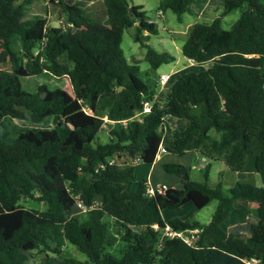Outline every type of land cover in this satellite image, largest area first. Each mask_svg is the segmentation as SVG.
Returning a JSON list of instances; mask_svg holds the SVG:
<instances>
[{
    "label": "trees",
    "instance_id": "1",
    "mask_svg": "<svg viewBox=\"0 0 264 264\" xmlns=\"http://www.w3.org/2000/svg\"><path fill=\"white\" fill-rule=\"evenodd\" d=\"M48 2L58 26L27 17L31 0H0V43L11 64L0 67V264H28L33 251L46 253L37 264H264V0H222L216 18L192 24L182 52L199 69L171 75L165 86L156 71L175 56L148 43L159 28L142 4L102 0L95 16L86 0ZM195 3L160 0L159 11L182 21ZM238 8L225 28L224 16ZM130 27L147 48L146 72L124 54ZM67 81L82 108L64 117ZM147 102L150 111L122 122ZM79 113L83 119H74ZM55 117L56 126L38 127L34 137L12 126L15 119L48 126ZM168 117L186 121L174 148L163 143ZM105 128L107 142L99 138ZM195 140L206 181L212 161L222 160L232 171L259 173L263 184L239 181L227 193L221 183L192 179L179 162L164 168L183 188L150 192L149 180H138V163L153 165L161 145L184 156ZM27 199L45 208L20 203ZM239 199L256 204L258 220L232 226L247 235L231 237L223 223ZM212 201L209 222L163 216ZM167 226L198 231L189 242L164 236ZM120 240L117 256L108 247ZM67 244L88 259L65 255Z\"/></svg>",
    "mask_w": 264,
    "mask_h": 264
},
{
    "label": "rangeland",
    "instance_id": "2",
    "mask_svg": "<svg viewBox=\"0 0 264 264\" xmlns=\"http://www.w3.org/2000/svg\"><path fill=\"white\" fill-rule=\"evenodd\" d=\"M204 0H196V7L200 10V3ZM130 3L142 4L144 9L147 11V14L151 17V20L156 22L159 28L158 34H151L148 43L158 49L159 51H169L175 56V60L163 63L156 71V74L159 76L161 73H171L172 80L176 79L180 73L198 70L199 66L196 62H191L183 54L182 46L185 40L188 37L189 28L195 22H211L214 14H198L196 13H185L183 15L182 21H179L176 13L171 9H167L164 13L159 11L160 0H129ZM87 9L91 13L100 14V11L103 8L102 0H86ZM215 7V5H213ZM212 7V9L214 8ZM223 7V6H222ZM52 5L48 0H31V3L28 5L27 17H32L37 14H40L48 18V23L50 26H58L60 24L59 18L57 17V12L52 11ZM218 9V7H217ZM95 15V14H94ZM96 16V15H95ZM239 10L237 12H232L227 17L224 18L223 24L225 28H230L235 20L239 18ZM135 27H130L125 29L122 40V48L124 50L125 56L131 60L132 58H137L140 60V66L143 72H146L150 69V63L145 59L147 54V48L142 47L139 42H136L133 38V33ZM0 67L1 68H10V60L7 51L2 47L0 43ZM264 68V67H263ZM166 83H161V85H166ZM66 98L69 101V107L64 113V117L73 114L74 112L80 110L82 105L74 97L72 93V88L67 81L65 86ZM84 111L87 113L86 109ZM78 117H73L76 120L83 119L81 114H76ZM129 115V114H128ZM59 117H55L50 125L43 126L40 124L32 123L28 120L15 119L13 121V129L16 132H19L23 135L29 137H34L35 132L38 127H52L56 126L59 122ZM113 123V122H107ZM186 125L184 119H179L175 117H168L165 123V132L163 137V143L172 148L175 146V140L182 134ZM109 128L108 126H105ZM102 129L99 132V138L103 142L109 140L108 129ZM198 147V141L195 140L192 145L187 149L184 156H179L174 153L164 152L160 154L153 165L141 164L138 163L136 168V173L138 180L147 178L150 183L155 186L156 184H167L168 186L183 188L184 183L182 177L177 174H170L166 172L164 164L167 162L174 163L179 162L184 164L188 168L190 177L197 181H206L205 172L206 164L202 159V155L196 151ZM252 182L256 185H262V178L259 173H250V172H236L228 168V166L222 160H214L211 163L208 173L207 183L210 187L215 188L222 184L223 190L229 192V189L234 186L237 182ZM138 185V181L134 183V187ZM21 204L27 207L35 208H45L43 202H38L37 200H21ZM217 206V201H212L207 206L203 208H198L193 202H189L182 207L176 209H166L163 212L164 218L171 219L173 217H181L183 219L196 218L201 222H209L211 216L215 211ZM256 204L254 202H248L244 199H239L234 210L231 212L229 218L225 220L223 226L229 230L231 237L239 235L245 237L247 234L245 231L238 234L237 232L232 231L230 228L239 223L245 222H256L258 220V215L255 213ZM193 230H186V235L188 237L194 236ZM122 246V241L120 240L116 245L108 247V250L115 255H120L119 248ZM64 254L73 256L80 260H87L88 257L85 253L76 249L72 244H67L64 249ZM46 256L45 252L39 253L38 251H33L29 253L28 264H37L42 258Z\"/></svg>",
    "mask_w": 264,
    "mask_h": 264
},
{
    "label": "built area",
    "instance_id": "3",
    "mask_svg": "<svg viewBox=\"0 0 264 264\" xmlns=\"http://www.w3.org/2000/svg\"><path fill=\"white\" fill-rule=\"evenodd\" d=\"M171 73H161L159 75V80L161 83H166L169 81L170 77H171ZM151 109V104L149 102H147L145 104V107H144V110L141 111V112H138V113H132L131 114V117H128V118H125L122 120V122H127L128 120L132 119V118H140L143 116L144 113L150 111ZM105 120L106 121H110L109 117L108 116H105ZM166 151V148L161 145L160 146V149H159V153H162V152H165ZM204 161H206V158L204 157L203 158ZM168 188L167 185L165 184H156L155 186L151 185V187L149 188L150 192H154L155 190H158L160 192H163L165 191L166 189ZM156 227L158 226L157 224L155 225ZM195 233H194V236L193 237H188L186 235V231L185 230H180V231H175L173 230L170 226H167L166 229L164 230V236H167V237H174V236H178V237H181V238H184L185 240L189 241V242H192L193 239H195V235H196V232L198 231V229H192Z\"/></svg>",
    "mask_w": 264,
    "mask_h": 264
},
{
    "label": "crops",
    "instance_id": "4",
    "mask_svg": "<svg viewBox=\"0 0 264 264\" xmlns=\"http://www.w3.org/2000/svg\"><path fill=\"white\" fill-rule=\"evenodd\" d=\"M196 5V3L194 4V6H193V13L192 14H194V13H196V9H197V11L199 10L198 9V6L196 7L195 6ZM213 5H215V7L213 6ZM223 5H222V0H204L202 3H200V10L198 11V14H201V13H203V14H212V12L213 13H215L214 14V17L212 18V20L214 19V18H216L221 12H222V10H223V7H222ZM212 7H214L213 9H212ZM217 7H218V9H217ZM196 8V9H195ZM237 10H239V16L241 15V13H242V11H241V9L240 8H238V9H234V10H232L230 13H228L227 15H225L224 16V18L225 17H227L229 14H231L232 12H237ZM165 14V13H164ZM224 18H223V20H224ZM236 21V20H235ZM234 21V22H235ZM223 22V21H222ZM233 22V23H234ZM223 24V23H222ZM223 26H224V24H223ZM225 27V26H224ZM189 59V58H188ZM189 61H191V62H193V60H191V59H189ZM197 151V150H196ZM161 156V155H160ZM202 159H203V157H202ZM150 182V181H149ZM165 185H167V184H165ZM168 186V185H167ZM172 186H173V184H172ZM169 187V186H168ZM165 219L168 221L169 219H167L166 217H165Z\"/></svg>",
    "mask_w": 264,
    "mask_h": 264
},
{
    "label": "water",
    "instance_id": "5",
    "mask_svg": "<svg viewBox=\"0 0 264 264\" xmlns=\"http://www.w3.org/2000/svg\"><path fill=\"white\" fill-rule=\"evenodd\" d=\"M122 87H120V89H121Z\"/></svg>",
    "mask_w": 264,
    "mask_h": 264
}]
</instances>
